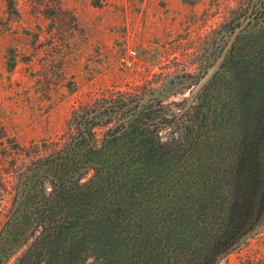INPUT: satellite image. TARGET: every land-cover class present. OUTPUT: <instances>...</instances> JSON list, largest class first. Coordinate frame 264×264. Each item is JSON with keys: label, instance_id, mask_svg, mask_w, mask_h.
<instances>
[{"label": "trees", "instance_id": "16d2710c", "mask_svg": "<svg viewBox=\"0 0 264 264\" xmlns=\"http://www.w3.org/2000/svg\"><path fill=\"white\" fill-rule=\"evenodd\" d=\"M259 2L182 116L132 109L109 139L81 131L40 170L0 236V264L28 238L16 264H216L240 247L264 211ZM170 127L181 137L161 139Z\"/></svg>", "mask_w": 264, "mask_h": 264}, {"label": "rangeland", "instance_id": "374dc122", "mask_svg": "<svg viewBox=\"0 0 264 264\" xmlns=\"http://www.w3.org/2000/svg\"><path fill=\"white\" fill-rule=\"evenodd\" d=\"M259 3L0 0V236L40 170L79 132L101 144L132 109L156 105L161 118L177 116ZM177 132L163 128L159 137L177 139ZM43 188L47 193L50 183ZM30 242L4 264H16ZM216 264H264V211Z\"/></svg>", "mask_w": 264, "mask_h": 264}, {"label": "water", "instance_id": "95a60500", "mask_svg": "<svg viewBox=\"0 0 264 264\" xmlns=\"http://www.w3.org/2000/svg\"><path fill=\"white\" fill-rule=\"evenodd\" d=\"M253 19L254 16L246 18V20L242 24H240L238 27H236L233 30L228 42L226 43L221 53L216 56L213 64L206 69L204 75L201 78H199L198 81L196 82L195 86L191 90L186 100L185 106L178 113L177 118L182 116L185 112H187L190 109L198 94L211 81L214 75L220 71L221 65L225 61L237 37L240 35L242 31H244V29L248 26V24L253 21Z\"/></svg>", "mask_w": 264, "mask_h": 264}, {"label": "built area", "instance_id": "2783aa9c", "mask_svg": "<svg viewBox=\"0 0 264 264\" xmlns=\"http://www.w3.org/2000/svg\"><path fill=\"white\" fill-rule=\"evenodd\" d=\"M128 55H129V57H133V56L136 55V53H135L134 50H129V51H128Z\"/></svg>", "mask_w": 264, "mask_h": 264}]
</instances>
